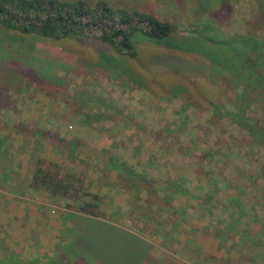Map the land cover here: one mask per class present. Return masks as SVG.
<instances>
[{"label":"rangeland","instance_id":"rangeland-1","mask_svg":"<svg viewBox=\"0 0 264 264\" xmlns=\"http://www.w3.org/2000/svg\"><path fill=\"white\" fill-rule=\"evenodd\" d=\"M84 1L181 21L184 32L211 10L205 21L227 34L244 32L257 6V0H227V8L222 0ZM3 26L0 264L72 260L73 214L96 201L100 209H87L150 241L144 264H264V141L178 93L182 88L174 85L184 76L171 58L175 48L136 34V54L122 55L92 37L101 34L99 25L62 39L22 36ZM182 67L193 70L194 63ZM249 110L264 125V110ZM61 138L68 140L64 146L56 141ZM73 138L95 151L73 148ZM111 157L128 172L176 186L158 188L166 209L151 194L155 184L130 183L108 165ZM50 164L70 177L69 197L32 187L36 169Z\"/></svg>","mask_w":264,"mask_h":264},{"label":"trees","instance_id":"trees-1","mask_svg":"<svg viewBox=\"0 0 264 264\" xmlns=\"http://www.w3.org/2000/svg\"><path fill=\"white\" fill-rule=\"evenodd\" d=\"M222 1L224 8L230 6L227 0ZM209 17L211 10L206 15L202 12L195 16L196 20L191 21L184 32L180 28L181 21L163 20L158 15L134 10L118 11L105 1L92 4L84 0H0V23L22 36L53 39L80 37L85 30L99 25L101 34L93 35V38L108 43L122 55L131 56L136 54L133 45L136 34L161 40L176 51L171 58L180 65L176 73L182 72L184 76L173 84L174 87L181 86L178 93L187 101L213 111L219 118L229 117L256 141H264V125L249 114V109L264 110V0H257V6L242 33H224L213 23L205 21ZM179 55L194 63V69L183 68L182 65L189 63L185 64L181 58L179 63ZM37 70L40 72L39 68ZM10 73L16 75L12 69ZM14 74H3V78L15 79ZM56 141L64 146L68 140L61 138ZM69 143L84 153L95 151L90 143L79 138H73ZM75 149L69 152L74 153ZM108 163L136 186L143 180L155 184L157 190H151V194H154L155 203L159 206L164 207L162 202L166 199L161 197L158 188L164 191L178 189L162 179L154 180L144 174L128 172L114 157ZM53 167L50 164L48 169L37 168L32 187L69 197L74 187L70 177H60L58 170L52 172ZM95 198L99 200V197ZM87 207L100 209L97 201L85 202L75 211L77 214H73L76 217L73 220L75 231H71L74 236L68 239L77 253L72 260L68 255L65 264H95L96 260L103 264H144L148 260L153 247L141 232L105 220L100 211Z\"/></svg>","mask_w":264,"mask_h":264}]
</instances>
